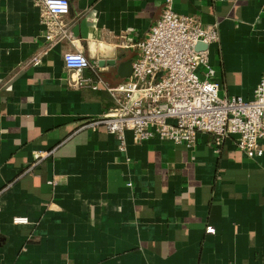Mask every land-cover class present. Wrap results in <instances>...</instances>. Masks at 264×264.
I'll return each mask as SVG.
<instances>
[{
	"label": "crops",
	"instance_id": "0c3cea01",
	"mask_svg": "<svg viewBox=\"0 0 264 264\" xmlns=\"http://www.w3.org/2000/svg\"><path fill=\"white\" fill-rule=\"evenodd\" d=\"M69 2L70 36L49 40L38 0H0V264H264V139L250 157L235 135L216 151L209 133L190 149L82 128L115 106L104 84L122 83L120 63L138 53L121 42L145 37L165 0ZM173 6L219 24L209 58L220 94L251 98L264 73V0ZM99 42L117 47L114 65L97 64ZM77 50L90 84L65 65Z\"/></svg>",
	"mask_w": 264,
	"mask_h": 264
},
{
	"label": "built area",
	"instance_id": "2783aa9c",
	"mask_svg": "<svg viewBox=\"0 0 264 264\" xmlns=\"http://www.w3.org/2000/svg\"><path fill=\"white\" fill-rule=\"evenodd\" d=\"M38 2L47 27L46 38L70 36L61 20L70 10L69 0ZM219 39L217 22L203 24L193 15L177 12L173 0H165L162 14L145 37L134 40L127 36L121 42L122 47L135 48L138 53L128 78L116 86L104 84L115 97V106L90 118L82 128L103 127L116 134L122 145L126 132L131 131L136 142L157 137L190 149L196 146L200 133H209L214 136L216 151L227 137L235 135L238 148L248 156L262 154L264 73L251 98L221 95V85L209 58V45ZM199 42L208 47L197 48ZM63 58L78 78L91 65L82 50L65 52ZM31 62L39 64L40 54ZM78 83L88 84L89 79L82 78ZM50 153L38 152L37 157ZM14 221L25 223L27 218L16 216ZM207 230L213 232L212 227Z\"/></svg>",
	"mask_w": 264,
	"mask_h": 264
},
{
	"label": "water",
	"instance_id": "95a60500",
	"mask_svg": "<svg viewBox=\"0 0 264 264\" xmlns=\"http://www.w3.org/2000/svg\"><path fill=\"white\" fill-rule=\"evenodd\" d=\"M206 44L199 42L197 48H207ZM117 47L105 42H99L98 44V62L99 66L105 64L114 65L116 63ZM120 74L124 78H128L132 74L133 65L132 60H126L119 65Z\"/></svg>",
	"mask_w": 264,
	"mask_h": 264
}]
</instances>
